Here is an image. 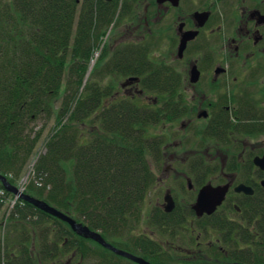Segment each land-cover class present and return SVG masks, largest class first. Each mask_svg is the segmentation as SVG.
<instances>
[{"label": "trees", "instance_id": "1", "mask_svg": "<svg viewBox=\"0 0 264 264\" xmlns=\"http://www.w3.org/2000/svg\"><path fill=\"white\" fill-rule=\"evenodd\" d=\"M119 7L117 0H0V174L16 186L32 169L27 195L99 233L115 248L127 249L154 182L148 157L162 152V140L149 130L165 117L133 101H114L87 80ZM135 50L144 54L140 47ZM122 63L106 73L144 77L152 72L144 88L167 91L162 66ZM52 119L47 152L36 158ZM0 190H5L1 183ZM2 200L10 210L11 230L4 250L0 242V264L63 261L72 255L91 264L122 263L29 203L12 205L8 192L0 200L3 208ZM122 238L126 243H120ZM146 244L139 242L148 254Z\"/></svg>", "mask_w": 264, "mask_h": 264}, {"label": "flooded vegetation", "instance_id": "2", "mask_svg": "<svg viewBox=\"0 0 264 264\" xmlns=\"http://www.w3.org/2000/svg\"><path fill=\"white\" fill-rule=\"evenodd\" d=\"M157 6L163 15L154 18L152 37L164 33L171 47L170 62L153 57L155 40L151 50L139 46L143 55L129 43L117 49L114 59L115 65L132 60L131 65L162 66L167 91L144 88L145 81L151 83L152 72L132 75L122 86H127L122 100H141L142 106L136 104L164 116L171 127L179 122L181 130L190 134L173 144L151 135L162 140L161 155L148 157L154 176L151 190L157 184L153 166L161 170L166 165L168 149L183 147L195 157L188 158L187 174L175 178V184L169 182L161 203L151 209L150 228L167 232L173 240L180 234L184 252H196L208 262L200 264H264V0H179L177 6L170 1ZM158 19H164L166 26ZM151 102L159 106H149ZM171 160L176 162L174 157ZM181 161L184 168L186 158ZM172 166L168 165L170 171ZM176 189L188 198L185 205L177 200ZM204 189L216 195L198 206ZM144 211L145 204L141 220ZM140 224L130 234L135 239L127 249H116L149 264L155 260L170 264L168 252L155 238L138 236ZM139 240L147 243L148 254ZM154 248L159 252L156 257ZM104 249L120 263L138 264ZM66 262L72 264V259Z\"/></svg>", "mask_w": 264, "mask_h": 264}, {"label": "rangeland", "instance_id": "3", "mask_svg": "<svg viewBox=\"0 0 264 264\" xmlns=\"http://www.w3.org/2000/svg\"><path fill=\"white\" fill-rule=\"evenodd\" d=\"M119 2V11L117 12V17L115 18L113 24L110 27V30L103 40L102 45L100 46V49L97 50L94 53L93 60L90 64L89 69V75L87 77V80H89L90 84H97L100 86L103 90V92L112 93L116 96L114 101H121L122 99H125L123 90L125 88H122L127 82V76L122 74H113V73H106V71H110L109 69L112 67V65L116 64L115 54L117 52L118 48L129 46V43H133V45L139 46H148L151 50V47L153 48L155 46L156 51L155 54H153V57L162 62H170V56L169 52L171 50L170 45L168 42L164 39V33H161L160 35L155 34V42L154 46L153 44V31H151V24L153 23L154 18H158L159 13L163 15V9L161 7L157 6L155 0H130L132 2V5H126L127 0H117ZM126 14L128 15H122L123 11H126ZM159 25L165 27L166 23L164 22V19H158ZM161 23V24H160ZM152 32V33H151ZM174 64V63H173ZM176 67L178 71L182 69L180 65H173ZM158 67V66H157ZM112 95V96H113ZM141 100L136 99V103L140 104ZM111 102V101H110ZM142 106V105H141ZM149 106H159V104L149 103ZM42 125V124H41ZM40 125V126H41ZM175 127H171L170 123H161L156 127H152L149 130V133L151 135L160 136L163 141L166 138V140L169 142V144H173V142H178L183 140V137L187 139V136H190L189 133H186V131H182L180 128V123L177 122L174 124ZM55 126V120L52 119L47 123V126L45 127L44 136L39 144V150L36 155V158L41 155L46 154L45 149V141L48 135H51L52 128ZM256 143L258 140L255 141ZM194 143V142H193ZM192 143V145H193ZM194 149V148H191ZM188 149H184L181 147L180 149H168L167 151V161L165 162L166 165H162L161 170H157L155 166L154 171L157 176V184L155 187L150 191L148 194L146 203H145V211H144V218L141 220V224L139 228L137 229L138 236H144L142 234H146L145 236L153 237L156 239V242L160 243L162 246V250L165 252H168L167 256L169 258L170 264H200V261L207 262L204 258H202L200 255H198L196 252L194 254H189L187 251H185L186 247L185 245H182L180 240V234H177L178 237L173 240L172 238L168 237L167 232L163 231H157L152 228H150V225L148 223V216L151 212V209L155 207L158 203L160 204L163 199V193L166 191L167 187H169V182L174 183L175 178H181L183 175L187 174L188 169V158L195 157V154H186ZM190 152V151H188ZM171 157H174V162L171 160ZM186 158V162L184 163L183 167H180L179 164L182 163L181 159L183 160ZM172 164V170L170 171L168 165ZM168 170V171H167ZM178 172V173H176ZM29 178L28 181H26V185L23 188V191L25 193L26 189L31 184V180L33 178L32 169H29L28 174ZM27 174V175H28ZM70 174V173H69ZM15 187L20 188L21 184L16 185ZM177 194V200L181 201L182 205H185L187 203L188 198L184 197L183 194L175 190ZM185 198V200H184ZM1 200V197H0ZM4 209L0 207V242L2 244L3 250L5 248V238L8 233V230L10 226V222H7V217L9 216L10 210L8 211L6 209V203H4ZM32 232L31 235L35 237H38L39 232L35 229ZM31 233V232H30ZM136 234V232H135ZM33 250L36 251L35 245L37 244V240L33 237ZM88 240V239H87ZM92 241V240H89ZM94 242V241H93ZM169 242L171 246H167V243ZM96 243V242H94ZM97 244V243H96ZM99 245V244H98ZM189 247H187L188 249ZM36 257L37 253L35 252ZM74 256V255H72ZM70 256L67 259H64L63 261L59 260H51L48 262L45 261H37V264H69L66 261L70 258ZM87 262H81L80 259H72V264H91L90 260H86ZM208 263V262H207Z\"/></svg>", "mask_w": 264, "mask_h": 264}, {"label": "water", "instance_id": "4", "mask_svg": "<svg viewBox=\"0 0 264 264\" xmlns=\"http://www.w3.org/2000/svg\"><path fill=\"white\" fill-rule=\"evenodd\" d=\"M106 1H111V0H106ZM168 1H170L174 6H177L179 4V0H157V4L162 5ZM181 50H182V47H181ZM25 180H24V182H25ZM0 183L2 184L4 189L8 193L12 194L14 197L19 198L21 201L29 203L30 205H32L36 209L40 210L41 212L46 213L49 216L56 218V219H58L64 223L68 224L70 226L71 230L76 235H78L84 239L92 240V241L96 242L97 244H99L100 246L114 252L115 254L127 257V258L135 261L138 264H149L148 262H146L145 260H143L141 258L133 257V256H131L125 252H122V251L116 249L112 245L108 244L99 233L90 230L87 226L83 225L82 223H78L76 220L71 218L69 215L58 211L57 209L49 206L47 203L40 201L38 199H35V198L27 195L26 193L22 192L19 188L13 186L8 181V179L1 174H0ZM213 194L216 195V191L213 193L212 191H210L208 189H204L202 194L199 197L198 206H201L202 204L204 205V201L207 198H209L210 196H212Z\"/></svg>", "mask_w": 264, "mask_h": 264}, {"label": "built area", "instance_id": "5", "mask_svg": "<svg viewBox=\"0 0 264 264\" xmlns=\"http://www.w3.org/2000/svg\"><path fill=\"white\" fill-rule=\"evenodd\" d=\"M26 183H27V182H24V183L22 182V183H21L20 190H21L22 192H23V188H24V186L26 185ZM0 194L2 195L3 192H0ZM2 202H3V200L1 201V203H2ZM15 203H16V200L12 203V205H15Z\"/></svg>", "mask_w": 264, "mask_h": 264}]
</instances>
